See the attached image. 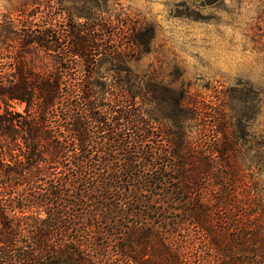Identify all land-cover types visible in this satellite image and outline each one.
<instances>
[{
	"label": "trees",
	"instance_id": "trees-1",
	"mask_svg": "<svg viewBox=\"0 0 264 264\" xmlns=\"http://www.w3.org/2000/svg\"><path fill=\"white\" fill-rule=\"evenodd\" d=\"M44 5L4 29L0 264H264L257 97L206 112L154 79L107 84L94 59L118 49L63 0Z\"/></svg>",
	"mask_w": 264,
	"mask_h": 264
},
{
	"label": "rangeland",
	"instance_id": "rangeland-1",
	"mask_svg": "<svg viewBox=\"0 0 264 264\" xmlns=\"http://www.w3.org/2000/svg\"><path fill=\"white\" fill-rule=\"evenodd\" d=\"M45 1L0 0V66H9L17 53L4 29L19 18L20 10L38 7L46 13ZM63 1L74 19L93 25L98 44L118 49V57L94 59L104 82L133 86L154 79L169 87L162 89V98L184 90L206 112L249 88L247 102L259 101L250 133L264 136V0ZM42 20L39 15L36 26ZM26 57L31 61V54ZM143 109L153 116L149 105ZM162 116L156 117L162 121Z\"/></svg>",
	"mask_w": 264,
	"mask_h": 264
}]
</instances>
